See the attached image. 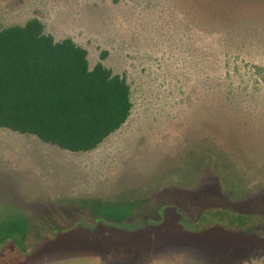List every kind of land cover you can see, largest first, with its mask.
Returning <instances> with one entry per match:
<instances>
[{
    "label": "rangeland",
    "instance_id": "1",
    "mask_svg": "<svg viewBox=\"0 0 264 264\" xmlns=\"http://www.w3.org/2000/svg\"><path fill=\"white\" fill-rule=\"evenodd\" d=\"M125 76L73 153L0 129V264H264V0H0Z\"/></svg>",
    "mask_w": 264,
    "mask_h": 264
},
{
    "label": "trees",
    "instance_id": "2",
    "mask_svg": "<svg viewBox=\"0 0 264 264\" xmlns=\"http://www.w3.org/2000/svg\"><path fill=\"white\" fill-rule=\"evenodd\" d=\"M105 58L91 68L85 48L72 38L56 41L38 18L0 25V129L68 152L96 150L134 107L127 78Z\"/></svg>",
    "mask_w": 264,
    "mask_h": 264
}]
</instances>
